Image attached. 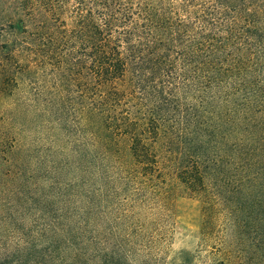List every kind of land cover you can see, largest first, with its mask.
Returning a JSON list of instances; mask_svg holds the SVG:
<instances>
[{
	"label": "trees",
	"instance_id": "1",
	"mask_svg": "<svg viewBox=\"0 0 264 264\" xmlns=\"http://www.w3.org/2000/svg\"><path fill=\"white\" fill-rule=\"evenodd\" d=\"M0 102V264H264V0H0Z\"/></svg>",
	"mask_w": 264,
	"mask_h": 264
},
{
	"label": "rangeland",
	"instance_id": "2",
	"mask_svg": "<svg viewBox=\"0 0 264 264\" xmlns=\"http://www.w3.org/2000/svg\"><path fill=\"white\" fill-rule=\"evenodd\" d=\"M42 87L43 91L48 92V87L51 85L49 78H42ZM47 83V84H46ZM30 81L27 80L25 84L21 83V86L14 92L15 95L12 99H24L28 101L29 89L31 87ZM46 84V85H45ZM12 85L10 86L11 90ZM9 89V88H8ZM14 91V90H12ZM6 102V101H5ZM2 105L4 104L3 102ZM1 105V106H2ZM27 122L34 125L37 128V123H41V127L39 124V130L37 135L42 131L44 132L43 127H51L49 122H46L44 118H39L36 114L28 113ZM25 115L23 111L22 116ZM39 118V120H38ZM61 133H57L60 135ZM177 211H178V224L175 235V240L173 244V255L177 257H185L186 255L193 254L198 247L199 241L201 239V230H202V203L201 201L194 196H182L177 200Z\"/></svg>",
	"mask_w": 264,
	"mask_h": 264
}]
</instances>
